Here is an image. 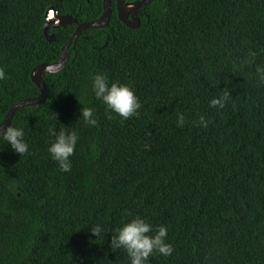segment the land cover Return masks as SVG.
<instances>
[{
  "label": "trees",
  "instance_id": "trees-1",
  "mask_svg": "<svg viewBox=\"0 0 264 264\" xmlns=\"http://www.w3.org/2000/svg\"><path fill=\"white\" fill-rule=\"evenodd\" d=\"M103 2L0 0V125L40 95L32 71L59 61L76 31L50 27L56 41L46 39L49 11L85 23ZM112 10L105 28L81 34L62 72L43 76L46 101L15 114L29 151L0 141V264H130L110 243L137 215L166 226L174 248L149 264H264V0H154L136 29L115 0ZM95 73L132 84L137 114L109 119L91 90ZM225 92L224 107H213ZM82 106L96 126L78 121ZM65 126L78 135L70 172L48 152L50 129Z\"/></svg>",
  "mask_w": 264,
  "mask_h": 264
},
{
  "label": "clouds",
  "instance_id": "clouds-1",
  "mask_svg": "<svg viewBox=\"0 0 264 264\" xmlns=\"http://www.w3.org/2000/svg\"><path fill=\"white\" fill-rule=\"evenodd\" d=\"M259 79L264 81V67H257ZM5 71L0 68V79H4ZM91 90L95 97L102 101L106 106L108 118H112L115 113L123 120L137 114L142 107L141 101L130 83L120 81H110L109 76L105 73H95L91 77ZM229 98V93L225 92L219 97L211 99L210 104L213 107L223 108ZM177 125L183 127L185 124V115L177 113ZM56 119V115H55ZM85 124L96 126L98 124L94 115V109L84 107L80 109L79 120ZM199 126L207 127L208 121L201 116ZM67 126L62 127L58 132L53 128L50 134L54 137L48 147L51 158L59 164L60 171L70 172L72 169V159L77 147L78 135L76 131H67ZM0 141L10 145L14 152L21 156L29 151V144L25 140V131L22 127L14 124L4 128L0 125ZM127 215V214H126ZM104 231L103 225L96 224L90 226V232L98 238ZM168 229L164 225H159L153 230V225L148 222L147 218L137 215L134 218L127 219L120 227L114 230L111 236V249H123L126 251L130 264H149V257L158 252L168 257L174 248L167 240Z\"/></svg>",
  "mask_w": 264,
  "mask_h": 264
},
{
  "label": "water",
  "instance_id": "water-1",
  "mask_svg": "<svg viewBox=\"0 0 264 264\" xmlns=\"http://www.w3.org/2000/svg\"><path fill=\"white\" fill-rule=\"evenodd\" d=\"M154 0H141L135 3H126L125 0H115L116 8L118 12V18L119 20L125 24L128 28L136 29L140 25V19L138 18L139 11L150 4ZM114 0H104L103 2V8L104 12L103 15L94 21L85 22V23H78L77 20L72 19L70 17H59L57 15V12L52 9L53 13L57 16L59 19L58 23L49 21L47 15L46 25L44 27V35L46 39L49 41H56V38L54 35L49 36L48 31L50 27H66L68 25H76V31L74 32L71 39L63 46L62 48V54L60 56L59 61L55 63H45L37 66L31 73L32 81L35 83V85L40 90V95L35 98L25 99L17 103L15 106H13L8 114L5 117V120L1 125L6 128L8 125L12 124V120L15 116V114L26 107L31 106H41L47 99V86L45 84V81L43 79V76L47 73H60L62 72L68 65L69 58H70V48L77 42L81 34L89 29H103L105 28L113 14L112 6H113Z\"/></svg>",
  "mask_w": 264,
  "mask_h": 264
},
{
  "label": "bare ground",
  "instance_id": "bare-ground-1",
  "mask_svg": "<svg viewBox=\"0 0 264 264\" xmlns=\"http://www.w3.org/2000/svg\"><path fill=\"white\" fill-rule=\"evenodd\" d=\"M51 13H53V12H52V11H49V16H50ZM54 15H55V13H54ZM49 16H48V20H49ZM49 21L56 22V21H59V19H58L57 16L55 15V17H52ZM56 23H58V22H56Z\"/></svg>",
  "mask_w": 264,
  "mask_h": 264
}]
</instances>
